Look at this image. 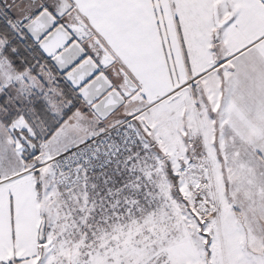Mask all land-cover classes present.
I'll return each mask as SVG.
<instances>
[{"label":"snow or ice","instance_id":"obj_1","mask_svg":"<svg viewBox=\"0 0 264 264\" xmlns=\"http://www.w3.org/2000/svg\"><path fill=\"white\" fill-rule=\"evenodd\" d=\"M118 15L131 132L107 106L0 112V264H264V0Z\"/></svg>","mask_w":264,"mask_h":264},{"label":"crops","instance_id":"obj_2","mask_svg":"<svg viewBox=\"0 0 264 264\" xmlns=\"http://www.w3.org/2000/svg\"><path fill=\"white\" fill-rule=\"evenodd\" d=\"M2 1L6 4V1L9 2L10 0ZM69 1L73 6L70 16L74 19H82L92 30L93 37H97L114 57L115 63L106 69L107 73L111 74L115 81H119L122 77L115 74L114 71L118 72V67H121L138 85V76L131 64L124 28L118 15L119 6L124 0ZM22 2L20 0L10 1L11 4H7L6 8L10 6L21 10V8L26 7V4ZM16 3H19V7L15 6ZM2 31L3 28H0V33ZM87 43L86 45L91 51L90 54H94L95 47L92 43L89 45ZM10 47L9 42L0 43V64L2 67L6 66L9 72L7 76H4L5 74H1L2 69H0V112L6 113L11 107L15 108L14 110L18 115H23L28 119L30 114L22 108L41 106V109H48L51 107L50 102L55 103L64 112V116L74 112L76 108L74 97L79 96L64 76L59 74L52 62L43 66L34 58L35 62L31 65L30 63L26 64L28 62H19L21 65L16 64L11 54L8 53ZM13 71L14 73H12ZM10 74L14 76V80L11 79ZM137 95H139L138 91L127 98L125 103L114 112H120L118 117L113 118L114 113H112L109 119L116 121L133 115H136L135 119H137V110L141 106L140 102L136 100ZM81 101L83 100L81 99Z\"/></svg>","mask_w":264,"mask_h":264},{"label":"water","instance_id":"obj_3","mask_svg":"<svg viewBox=\"0 0 264 264\" xmlns=\"http://www.w3.org/2000/svg\"><path fill=\"white\" fill-rule=\"evenodd\" d=\"M58 2L57 13L43 9L25 24L24 31L93 111V105L101 110H106L107 106L111 108L110 116L138 90L136 83L121 67H118L122 77L119 82H115L107 71L105 72L115 63L114 57L97 37H93L92 30L82 19L60 23V19L65 18L71 11L72 4L69 0ZM45 37L49 40H62V43L55 52L49 53L41 46ZM91 40L98 48L94 57L89 55L91 51L86 46Z\"/></svg>","mask_w":264,"mask_h":264},{"label":"rangeland","instance_id":"obj_4","mask_svg":"<svg viewBox=\"0 0 264 264\" xmlns=\"http://www.w3.org/2000/svg\"><path fill=\"white\" fill-rule=\"evenodd\" d=\"M2 1V0H1ZM22 1V0H21ZM3 2V1H2ZM2 2H0V6L2 5L3 7H5L7 4H11V3H9L8 1H6V4H4V3H2ZM29 2V1H28ZM23 3V2H22ZM26 4V6L29 8L30 7V3L28 4V3H25ZM5 5V6H4ZM15 6H18L19 7V3H16L15 4ZM12 8V9H11ZM26 7H23V8H21V10H19V8H17V7H10L9 6V8H7V10H8V14L6 15V18L4 17V15H2L3 14V11L1 10V8H0V28H3V33H6V34H9V32L11 31V29L9 28L10 26H9V24H10V21L8 20L9 19V16H15V24H17V25H19L20 26V22L22 21V20H28V18L27 17H24V15H23V13H24V9H25ZM33 9H35V8H33ZM14 14V15H13ZM3 17V18H2ZM15 24H13V27L15 28L14 30H16V34L17 35H20V38H21V40L22 39H24V31H23V27L21 26V28H19V26H16ZM9 26V27H8ZM28 36V35H27ZM8 42V40L7 39H5L4 37H0V43H7ZM14 42H16V41H14ZM89 43L91 44L92 43V40L90 41V42H88L87 44L89 45ZM16 45H17V48H18V50H19V53L20 54H22V53H24V51H23V49H22V45H21V43H17L16 42ZM93 45V44H92ZM87 46V45H86ZM94 46V45H93ZM20 58V59H19ZM17 59L18 60H20V62L22 63V62H28V63H30V64H33L34 62H35V60H34V57H32V56H30L28 53H26V54H22V56H20V57H17ZM0 69H2V73L1 74H5L4 76H7L8 74H9V72L7 71V67L6 66H4V67H2L1 66V64H0ZM12 73H14V71L12 72ZM114 73L115 74H118L119 76H120V74H119V71L117 72V71H114ZM109 74V73H108ZM11 75V74H10ZM12 77H11V79L12 80H14L15 78H14V76L13 75H11ZM109 76L113 79V76L111 75V74H109ZM114 80V79H113ZM115 81V80H114ZM120 81V80H119ZM119 81H115V82H119ZM82 99V98H81ZM81 99L79 98V97H74V106L76 107L75 108V110H77V109H80L81 111H84V112H88V113H91V107H88L87 105H86V103L84 102V101H81ZM42 107L41 106H38L37 107V109H41ZM74 110V111H75ZM93 111V110H92ZM119 114H120V112L118 113V111L116 112V113H114L113 115H112V117L113 118H115V117H118L119 116ZM129 117V116H128ZM123 119H125V117H123V118H121V119H118V120H116V123L118 122V121H120V120H123ZM136 120L137 119H135V120H133L132 122H133V124L136 122ZM129 127V129H130V131H131V127L130 126H128ZM109 127H107V129H108ZM106 129V130H107ZM95 180H96V178L95 177H93L91 174L89 175V177H88V182H89V191L90 192H92V191H96L95 189H92L91 188V184L93 183V182H95Z\"/></svg>","mask_w":264,"mask_h":264},{"label":"trees","instance_id":"obj_5","mask_svg":"<svg viewBox=\"0 0 264 264\" xmlns=\"http://www.w3.org/2000/svg\"><path fill=\"white\" fill-rule=\"evenodd\" d=\"M0 2H2V1H0ZM5 6V5H4ZM0 8H1V10L3 11V14L2 15H4V17L6 18V15L8 14V10H7V8H6V6L5 7H3L2 5L0 6ZM3 18V17H2ZM9 21H10V29H11V31L9 32V34H6V33H3V32H1L0 33V37H4L5 39H7L8 40V42L10 43V49L8 50V53L9 54H11V57H12V59H14V63H16V64H20L21 65V63H19L20 62V60H18L17 59V57H20V56H22V54H26V53H28L30 56H32V57H34L39 63H41L43 66L45 65V64H50V60H48L43 54H42V52L38 49V47H37V45L36 44H34L33 43V41L27 36V34L25 33V32H23L24 33V39H22L21 40V38H20V35H17L16 34V30H14L13 28V24H15V17L14 16H9V19H8ZM16 26H19V25H17V24H15ZM19 28H21L20 26H19ZM24 31V30H23ZM14 41H16L17 43H21V45H22V49H23V51H24V53H22V54H20L19 53V50H18V48H17V45H16V42H14ZM27 45V46H26ZM26 46V47H25ZM29 47H32L31 49L29 48ZM28 48V49H27ZM28 50H30V51H28ZM34 50V51H33ZM20 59V58H19ZM26 64H29V63H26ZM31 65V64H30ZM24 67V66H23ZM60 74V73H59Z\"/></svg>","mask_w":264,"mask_h":264},{"label":"flooded vegetation","instance_id":"obj_6","mask_svg":"<svg viewBox=\"0 0 264 264\" xmlns=\"http://www.w3.org/2000/svg\"><path fill=\"white\" fill-rule=\"evenodd\" d=\"M10 1H18V0H10ZM21 1V0H20ZM24 3H30L29 5H30V7L28 8L27 6H26V8L24 9V13H23V15H24V17H27L28 18V20H22L21 22H20V27L22 26L23 27V29H24V26H25V24L26 23H28V22H30L36 15H38L43 9H48V10H50L53 14H55V13H57V11H58V9H57V5H58V0H37L36 2H33V1H31V0H22ZM29 1V2H28ZM33 8H35V9H33ZM72 10V9H71ZM70 13H71V11L67 14V16L64 18H62V19H60V23L62 22H64L65 20H67V21H71V20H76V19H74V18H72V16H70ZM86 43V42H85ZM85 43H83V46H85ZM95 47V51H94V54H89L91 57H94L95 56V54H96V52L98 51V48L96 47V46H94ZM105 72H106V70H105ZM62 76H64V75H62ZM77 93V92H76ZM77 95H78V93H77Z\"/></svg>","mask_w":264,"mask_h":264},{"label":"built area","instance_id":"obj_7","mask_svg":"<svg viewBox=\"0 0 264 264\" xmlns=\"http://www.w3.org/2000/svg\"><path fill=\"white\" fill-rule=\"evenodd\" d=\"M136 115L133 116H129L123 120H120L116 123L115 127H109L107 129V132H116V131H125V132H131L128 126H132L133 125V120H135Z\"/></svg>","mask_w":264,"mask_h":264}]
</instances>
